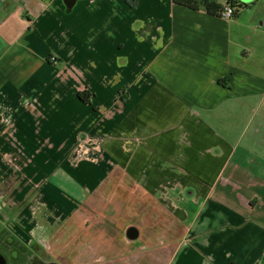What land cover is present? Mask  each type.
<instances>
[{"label": "crops", "instance_id": "crops-1", "mask_svg": "<svg viewBox=\"0 0 264 264\" xmlns=\"http://www.w3.org/2000/svg\"><path fill=\"white\" fill-rule=\"evenodd\" d=\"M222 4L0 0V147L43 157L51 262L264 264V35Z\"/></svg>", "mask_w": 264, "mask_h": 264}, {"label": "rangeland", "instance_id": "rangeland-1", "mask_svg": "<svg viewBox=\"0 0 264 264\" xmlns=\"http://www.w3.org/2000/svg\"><path fill=\"white\" fill-rule=\"evenodd\" d=\"M239 1L242 3L234 7L235 11L238 14L243 11L241 13L242 21L248 20V23H251L253 28L255 27L254 29L245 28L243 30L244 33L252 37L250 43L255 45L253 36L255 35L260 38V36L264 35V24L259 31H256V28L260 26L259 23H264V0ZM220 3H222L221 0ZM262 57H264V54ZM263 109L264 107L260 112ZM85 139L86 137L82 138L80 135L76 140L75 146L69 156V160L73 164L89 156L87 152H84L85 148H91L93 153L91 152L90 157H97L95 154L98 153V147L95 145L94 140L87 141ZM6 141V144L9 146L8 140ZM4 150H1L0 147V254L5 258L6 264H46L48 261H56L58 260L57 257L51 255L52 250L49 246L52 240L50 238L58 230L61 234V241H65L67 234L64 220L59 222L56 215L49 211L41 201L37 202L38 198L34 200L33 189L29 191L31 195L26 198L27 201H23L25 197L20 198L18 194L23 191V186H19L21 179L29 177V174L36 169L35 167L41 164L36 162L39 157L38 151L35 153L30 152L27 155L28 152L24 153L19 148L17 149V146L14 147V145L12 148L9 149L7 147L6 151ZM53 151L51 148H48L43 153L46 157L51 155ZM93 154L94 156H92ZM46 166L49 165L47 164ZM57 207L64 209L67 207V204L64 200L60 199ZM75 246L77 245L75 244ZM80 249L81 247H78L76 248L77 252H74V256L78 255V258L75 257V264H85V261H87V259H83V251ZM95 253L91 252V254ZM100 257L103 258L105 255ZM88 261H90L89 264L103 263V261L97 262L92 259Z\"/></svg>", "mask_w": 264, "mask_h": 264}, {"label": "built area", "instance_id": "built-area-1", "mask_svg": "<svg viewBox=\"0 0 264 264\" xmlns=\"http://www.w3.org/2000/svg\"><path fill=\"white\" fill-rule=\"evenodd\" d=\"M223 2L222 7L218 10V15L222 18H231L234 15V8L229 0H221ZM54 58L52 57V60Z\"/></svg>", "mask_w": 264, "mask_h": 264}, {"label": "water", "instance_id": "water-1", "mask_svg": "<svg viewBox=\"0 0 264 264\" xmlns=\"http://www.w3.org/2000/svg\"><path fill=\"white\" fill-rule=\"evenodd\" d=\"M68 5H71L73 3V0H66ZM127 236L131 239L136 237V231L133 228H130L127 230ZM0 264H6L5 262V258L3 257V255L0 254ZM47 264H57L55 262H49Z\"/></svg>", "mask_w": 264, "mask_h": 264}, {"label": "trees", "instance_id": "trees-1", "mask_svg": "<svg viewBox=\"0 0 264 264\" xmlns=\"http://www.w3.org/2000/svg\"><path fill=\"white\" fill-rule=\"evenodd\" d=\"M230 3H232V6L233 8L236 6V5H240L242 2H240L239 0H229ZM207 6H210L212 5V2H204ZM234 11H235V8H234ZM236 12V11H235Z\"/></svg>", "mask_w": 264, "mask_h": 264}, {"label": "flooded vegetation", "instance_id": "flooded-vegetation-1", "mask_svg": "<svg viewBox=\"0 0 264 264\" xmlns=\"http://www.w3.org/2000/svg\"><path fill=\"white\" fill-rule=\"evenodd\" d=\"M49 262H51V261L46 262V264L49 263Z\"/></svg>", "mask_w": 264, "mask_h": 264}]
</instances>
